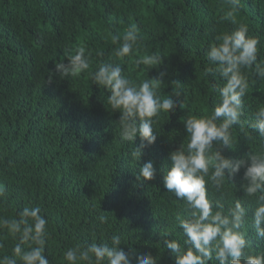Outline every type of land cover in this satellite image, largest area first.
<instances>
[{
  "label": "trees",
  "instance_id": "1",
  "mask_svg": "<svg viewBox=\"0 0 264 264\" xmlns=\"http://www.w3.org/2000/svg\"><path fill=\"white\" fill-rule=\"evenodd\" d=\"M226 8V0H0V184L7 188L0 216L39 206L49 221V264H67L62 254L77 242L111 243L114 234L121 237L132 264L147 254L157 257L158 264H174L162 239L168 233L183 244L176 216L186 213L183 201L163 188V175L169 153L186 142L181 118L208 115L217 103L215 86L222 82L205 75V53L217 34L234 27L221 20ZM236 18L260 40L258 59H264V0H240ZM132 24L139 30V47L130 57L117 59L112 38L122 37ZM76 47L91 53L90 71L112 60L138 83L158 71L137 67L136 60L156 54L165 61L159 70L168 74L164 94L176 87L172 80L180 81L187 103L175 114H162L154 128L156 143L144 150L139 164L130 152L140 140L134 145L120 141V114L107 105L110 93L93 85L87 73L76 79L55 74V64ZM244 103L242 120H249L264 105V82L250 88ZM260 147L258 139L246 140L236 126L234 151L224 154L239 159ZM148 160L155 162L157 174L142 183L135 173ZM242 176L243 169L235 184L226 186L229 199L241 198L249 209L247 239L254 251H264V241L253 236L255 202L243 198ZM209 195L219 199L220 194L210 189ZM224 203L227 208L228 200ZM102 211L105 224L98 220ZM0 243V257L11 256L14 241L6 230H0Z\"/></svg>",
  "mask_w": 264,
  "mask_h": 264
},
{
  "label": "clouds",
  "instance_id": "2",
  "mask_svg": "<svg viewBox=\"0 0 264 264\" xmlns=\"http://www.w3.org/2000/svg\"><path fill=\"white\" fill-rule=\"evenodd\" d=\"M227 8L221 20L234 26L215 36L205 53V75L216 76L222 85L215 86L217 103L210 114L197 116L185 114L182 124L186 142L168 155L169 167L163 175V188L184 203V214L176 216L177 226L185 237L183 244L165 233L162 243L170 250L174 264H264V251H254L247 239L245 228L249 209L241 198L229 199L226 186L235 184V177L243 169L239 184L244 199L255 202L252 210L254 238L264 241V105L258 106L249 120L245 116L244 98L257 81L264 82V59H258L260 40L249 35V28L236 18L240 0H226ZM139 30L130 25L123 36H113L117 45L113 56L130 57L139 47ZM103 55V53H98ZM165 61L156 54L136 60L137 67L147 66L149 72L157 69L158 75L138 83L124 75V69L115 61L101 62L90 71L92 55L84 47H76L67 59L55 64V74L60 78L76 79L81 73L91 77L92 84L110 93L107 105L119 113L116 122L122 143L135 144L130 152L133 161L142 160L144 150L156 143L154 128L163 115L175 114L183 109L187 97L180 89V81L172 80L173 92L165 95L168 74L159 69ZM159 66V67H157ZM53 77H49L51 81ZM67 80V79H66ZM247 125V127H246ZM239 127L246 140H259L260 150L250 151L243 158L232 159L225 150H233L234 129ZM250 128L251 132L247 129ZM256 133L257 135H253ZM157 168L153 160L139 166L136 180L147 182L155 179ZM219 193V199L210 197L209 190ZM7 188L0 184V199L6 198ZM228 200V207L224 201ZM39 206H25L15 216H0V230H6L14 241L12 255L0 257V264H49L45 250L50 239L49 221L41 214ZM105 212L99 215L101 224L107 223ZM4 245L0 243V248ZM62 258L67 264H132L129 254L121 248V237L113 235L111 243L93 239L85 246L75 243L67 248ZM136 264H158L151 254L138 256Z\"/></svg>",
  "mask_w": 264,
  "mask_h": 264
}]
</instances>
